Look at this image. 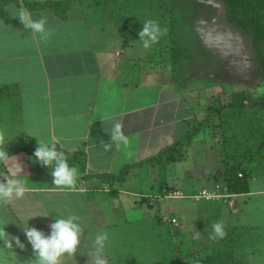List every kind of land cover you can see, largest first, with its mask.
I'll use <instances>...</instances> for the list:
<instances>
[{"label": "crops", "instance_id": "obj_1", "mask_svg": "<svg viewBox=\"0 0 264 264\" xmlns=\"http://www.w3.org/2000/svg\"><path fill=\"white\" fill-rule=\"evenodd\" d=\"M52 2L60 6L66 0L0 3V145L26 134L70 158L83 152L84 171L76 156L69 165L78 170L75 187L61 188L52 183L53 166L35 160L33 153L9 156L0 181L20 167L23 171L15 178L27 189L21 198L0 203V228L25 244L23 250L14 249L16 264H33L35 258L23 227L49 235L55 217L72 216L83 231L76 252L63 254L60 264H94L95 239L104 233L101 255L106 264H174L168 252L160 260L164 252L158 243L169 239L166 223L155 222L152 210L139 205V195H155L162 183L184 191L202 186L206 174L219 165L210 135L205 140L200 133L193 136L180 161L134 166L120 181L88 176L117 175L123 165L157 154L203 118L211 102H222L228 91L240 89L225 91L217 76L207 79L178 68L173 72L161 59L154 62L158 56L151 46L144 48L135 35L100 28L86 15L84 3L71 2L61 18ZM22 9L34 20L47 18V39L25 28L17 17ZM117 122L129 143L117 147L111 142L106 151L104 144L110 143ZM263 188V180L254 177L249 191L236 196L246 207L251 198L264 195ZM258 223L251 219L241 225L257 232ZM178 245L181 262H190L187 244ZM244 252L243 264H264V244H246Z\"/></svg>", "mask_w": 264, "mask_h": 264}, {"label": "rangeland", "instance_id": "obj_2", "mask_svg": "<svg viewBox=\"0 0 264 264\" xmlns=\"http://www.w3.org/2000/svg\"><path fill=\"white\" fill-rule=\"evenodd\" d=\"M74 2L84 3L86 15L103 30L112 33L117 31L128 37L135 35L139 39L138 33L144 22L156 21L166 31L151 45V51L158 56L153 61L157 63L158 60L159 64L161 59L173 72L178 68L184 74H197L207 79L212 75L217 76L219 86L225 91L239 87L240 90L235 91H244L250 99L264 93V39L253 36L251 24H246L253 15L238 3L231 11L223 0ZM177 52L180 53L179 58H176ZM200 80L205 81L204 78ZM260 117L254 116L252 111L232 114L217 109L212 113V125L205 124L198 130L204 140L210 135L219 165L213 172L206 174V182L202 186L185 192L194 194L219 183L231 194L227 200L174 197L172 192L177 189L182 192L184 189L165 183L160 184L158 193L151 197L139 195V205L150 208L155 222H164L168 228V241L163 238L164 241L158 243L160 252H164L160 260H166L168 252L169 260L174 264H196L204 258H210L205 264H243L246 244H264V195L251 198L247 206L243 207L237 194L228 189L222 172L224 154L240 152L243 131L262 122ZM249 168L253 172L252 179L255 177L264 182L261 163H251ZM217 170H221V173H217ZM252 184L254 186L255 182ZM251 219H256L259 225L262 223L257 232L253 229L229 230L243 227L242 221ZM217 222L224 225L226 235L223 239L213 240L210 239L212 225ZM196 232L200 233L198 240L192 238ZM178 244H187L190 262H181V247Z\"/></svg>", "mask_w": 264, "mask_h": 264}, {"label": "clouds", "instance_id": "obj_3", "mask_svg": "<svg viewBox=\"0 0 264 264\" xmlns=\"http://www.w3.org/2000/svg\"><path fill=\"white\" fill-rule=\"evenodd\" d=\"M17 17H19L25 28L39 34L41 39H47L48 35L51 34L46 28V17L34 20L31 14L23 9L19 11ZM165 31L166 29L162 30L156 21L148 20L144 22L142 29L139 30L138 37L142 41L143 47L149 48L159 40ZM109 135L110 143L104 144L106 151L111 148V142H115L117 147L121 145L126 147L129 143L128 138L121 131L119 122L113 125ZM37 145L33 158L39 160L45 166H53L52 176L54 179L52 183L61 188L75 187L78 170L69 166L64 152L58 151L55 146L42 141ZM8 160V152L0 149V164L6 165ZM14 169L9 178L0 181V203L2 204H7L13 196L17 199L21 198L27 190L24 182L19 178H15L16 173L23 171V169L16 166H14ZM50 227L51 233L49 235H45L43 231L38 230L36 227H23L26 239L34 253L33 264H60V257L63 254H73L77 250L80 242L79 237L83 231L77 217H55ZM225 235L224 225L221 222L212 225L210 239H223ZM192 238L198 240L200 233L196 232ZM106 239V233L96 236L95 244L97 248L94 255V264H106V259L101 255ZM0 241H3V244L0 245V264H16L17 254L14 249L23 250L25 244L19 236H10L5 231V227L0 228Z\"/></svg>", "mask_w": 264, "mask_h": 264}, {"label": "trees", "instance_id": "obj_4", "mask_svg": "<svg viewBox=\"0 0 264 264\" xmlns=\"http://www.w3.org/2000/svg\"><path fill=\"white\" fill-rule=\"evenodd\" d=\"M8 0H0L3 3ZM74 0H66L64 4L60 6L55 5L53 2L50 3L52 8L57 12V15L61 18L64 17L66 9L69 7L71 2ZM226 4L227 9L233 11L235 3L244 6L246 10L253 15L249 21L246 22L247 26L251 24V33L254 37L264 39V0H223ZM35 6H40L35 3ZM60 7V8H59ZM59 9V10H58ZM255 17V18H254ZM262 20V22H261ZM180 53L177 52L176 58H179ZM223 109L233 113H240L242 111H252L254 116H261L262 122L254 124L246 128L242 133V142L240 145V152H233L227 155L224 154L222 159L223 164V175L225 176V182L233 193L242 194L248 192L249 179L252 178V170L249 168L251 163H261V171L264 175V93L257 95L255 99H250L246 96L244 91H235L224 94L222 102L215 103L211 102L206 107V113L203 118L196 120L193 125L180 136L175 142L163 147L157 154L148 156L138 162L125 164L121 168L119 174H95L89 175V178L97 177L102 180L114 181L123 180L128 170L134 166H140L143 164H150L152 166H162L171 162H177L184 158L183 148L185 145L198 133V130L203 125H212V113L214 110ZM37 142L26 134H20L13 140L0 145V149L7 151L9 156L16 154L20 151H27L34 153ZM57 149V148H56ZM58 151H61L57 149ZM65 154V158L68 164L74 163L76 156L81 159L80 168L84 171V153H75L73 158L69 157L66 151H62ZM4 164H0V172L3 169ZM217 173H221V170H217ZM229 230L235 232L237 230L245 231L247 228L234 227ZM210 258H204L196 264H205ZM131 263L136 264L134 260Z\"/></svg>", "mask_w": 264, "mask_h": 264}, {"label": "built area", "instance_id": "obj_5", "mask_svg": "<svg viewBox=\"0 0 264 264\" xmlns=\"http://www.w3.org/2000/svg\"><path fill=\"white\" fill-rule=\"evenodd\" d=\"M174 197H185L191 196L193 199H204V200H227L231 194H229L226 188L219 183H215L211 188H203L194 194H187L185 191L180 192L179 189L172 192Z\"/></svg>", "mask_w": 264, "mask_h": 264}]
</instances>
